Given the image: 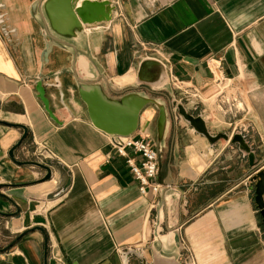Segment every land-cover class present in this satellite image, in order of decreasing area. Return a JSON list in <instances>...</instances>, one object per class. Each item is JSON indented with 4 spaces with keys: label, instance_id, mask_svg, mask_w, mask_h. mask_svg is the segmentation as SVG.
Listing matches in <instances>:
<instances>
[{
    "label": "crops",
    "instance_id": "1",
    "mask_svg": "<svg viewBox=\"0 0 264 264\" xmlns=\"http://www.w3.org/2000/svg\"><path fill=\"white\" fill-rule=\"evenodd\" d=\"M34 1L0 0V194L20 210L11 216L16 207L0 198V213L10 215L0 216V250L9 248L0 251V264H142L137 255L150 264L155 249L167 264H264V222L249 189L264 169V0H110L111 21L84 27L68 41L73 49L53 47L47 63ZM77 54L112 98L136 92L176 99L201 115L212 135L242 133L254 166L237 144L209 146L175 111L159 145L158 111L148 105L133 136L160 146L157 182L164 190L140 196L125 159L78 96L77 78L86 79ZM147 59L165 67L161 91L136 83ZM211 61L224 81L248 80L251 109L237 97L242 108L219 110L221 121L204 106L222 93ZM39 76L59 123L38 98ZM10 124L28 129L15 159L46 164L51 180L40 182L44 170L11 161L8 152L23 131ZM41 148L54 158H40ZM155 233L171 234L173 243L163 248Z\"/></svg>",
    "mask_w": 264,
    "mask_h": 264
},
{
    "label": "water",
    "instance_id": "2",
    "mask_svg": "<svg viewBox=\"0 0 264 264\" xmlns=\"http://www.w3.org/2000/svg\"><path fill=\"white\" fill-rule=\"evenodd\" d=\"M35 7H39L45 21L38 20L33 14ZM30 11L32 17L38 21L43 28V36L46 40L45 49L43 51V62L47 63L48 55L53 47L73 49L72 46L65 45L64 41L68 43L69 40L77 38L79 34L84 32V27H97L101 23L110 22L112 19L113 6L110 0H35L31 5ZM49 32L53 33L55 36L50 35ZM76 63L82 76L86 79L81 80L77 78L78 96L86 106L87 114L92 125L109 137L128 138L133 136L138 129L141 112L146 106L153 105L158 111L157 133L159 145L165 135L168 125V117L171 116L172 111H175L178 119L189 126L195 134L204 137L209 146L213 147L220 140L226 142L230 141L231 144H237L242 151L248 154L250 166H254V153L246 143L242 133H237L232 137L226 133L212 135L208 131L203 117L201 115L195 116L182 102L177 101L176 99H171L165 103L162 102L160 105L158 103L160 100L136 92H128L119 98H112L105 92L103 86L99 82L93 80L94 76L89 72L88 63L82 54H77ZM43 80L44 77L39 76V80L36 84L38 98L42 102L44 110L49 118L54 122L59 123L49 108V102L45 97ZM55 81L56 85L53 86L60 87L58 79H55ZM136 83L138 85L148 86L153 91L164 89L165 85L168 83V77L164 65L154 59L143 61L137 72ZM9 126L23 131L20 140L8 152L11 161L17 166L27 165L44 170L46 175L40 182L51 180L52 170L46 164L37 161L21 162L15 159L14 153L27 139L28 129L24 125L19 124H10ZM159 148L160 146H158V149ZM3 187L4 185H0V189ZM249 189L254 192V204L260 212L264 222V170L257 172L252 177ZM0 198L7 200L16 207V212L11 216L15 217L19 215L20 210L11 199L2 194H0ZM0 216L7 217L10 215L0 213ZM35 230H38L45 235V231L41 227H36ZM154 237L155 241H157L158 234L155 233ZM44 247L46 258V236ZM8 249L9 248L1 249L0 251L3 252ZM131 253L134 254L135 252ZM137 257L141 260L142 264H148L141 255H137ZM150 264L167 263L164 262L159 250L155 249L152 253V261ZM169 264L176 263L170 262Z\"/></svg>",
    "mask_w": 264,
    "mask_h": 264
},
{
    "label": "built area",
    "instance_id": "3",
    "mask_svg": "<svg viewBox=\"0 0 264 264\" xmlns=\"http://www.w3.org/2000/svg\"><path fill=\"white\" fill-rule=\"evenodd\" d=\"M208 67L212 74L220 73L217 61L208 63ZM110 144L115 154L125 159L131 174L138 183L140 196L146 197L151 194L156 198L163 193L164 187L157 182L160 160L155 143L146 138L131 136L128 138L112 137ZM38 156L53 158V154L44 148L39 149Z\"/></svg>",
    "mask_w": 264,
    "mask_h": 264
},
{
    "label": "rangeland",
    "instance_id": "4",
    "mask_svg": "<svg viewBox=\"0 0 264 264\" xmlns=\"http://www.w3.org/2000/svg\"><path fill=\"white\" fill-rule=\"evenodd\" d=\"M214 75H215V78H214L215 83L217 82L219 84H225L226 87L225 86L223 87L222 85H219V86H221V91H222L221 97L217 98V96H216L214 98L213 105L209 106V103H207V102H205L203 100H202L203 101L202 103L207 108H209V109L211 108L213 110L212 112L214 113L215 118H217V119L220 118V120L222 121L221 115H220L221 113H220L219 110L225 111L226 109L228 110V108L229 109L230 108L241 109L242 108V104L240 103L239 100H237L238 99L237 97H242L244 102L246 103L247 107L249 109H251V105L249 103V100L247 99V92L248 91L249 92L252 91L253 88H251L250 84L247 83L248 80L243 79L239 83L238 82L232 83V82H227V81L225 82V81H223V79H221L222 77H221L220 73H218V74L214 73ZM159 91H161V90H159ZM158 100L163 102V100H161V99H158ZM192 100L193 101H197V102H201L200 101L201 99L198 98V97H196V98H194ZM221 123H223V122H221Z\"/></svg>",
    "mask_w": 264,
    "mask_h": 264
},
{
    "label": "bare ground",
    "instance_id": "5",
    "mask_svg": "<svg viewBox=\"0 0 264 264\" xmlns=\"http://www.w3.org/2000/svg\"><path fill=\"white\" fill-rule=\"evenodd\" d=\"M33 14L36 16V18H37L38 20H40V21H45V18L43 17V14L41 13V10H39V7H38V8H37V7L34 8V10H33ZM49 34L55 36L53 33H50V32H49ZM64 43H65V45H69V43H67L66 41H64ZM220 80H221V79H220ZM134 81H135V78H134L132 81H130V82H128V83H125V84H123V85H127V84L134 83ZM223 81H224V80H223ZM225 82H226V81H225ZM221 83H222V82H221ZM218 84H219V83H218ZM220 85H222L223 87H224V86L226 87L225 84H220ZM158 103H159L160 105L162 104V102H160V101H158ZM157 241L161 243V245H162L163 248L168 247V246H170V245L173 243L172 235H171V234H169V235H164V236L158 235V237H157Z\"/></svg>",
    "mask_w": 264,
    "mask_h": 264
}]
</instances>
